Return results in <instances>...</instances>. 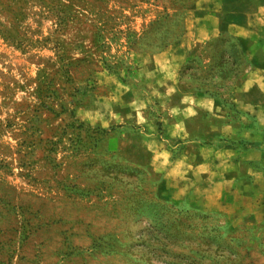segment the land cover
I'll return each mask as SVG.
<instances>
[{
    "label": "rangeland",
    "instance_id": "obj_1",
    "mask_svg": "<svg viewBox=\"0 0 264 264\" xmlns=\"http://www.w3.org/2000/svg\"><path fill=\"white\" fill-rule=\"evenodd\" d=\"M197 1L0 0V264H264V61L224 32L156 96Z\"/></svg>",
    "mask_w": 264,
    "mask_h": 264
},
{
    "label": "crops",
    "instance_id": "obj_2",
    "mask_svg": "<svg viewBox=\"0 0 264 264\" xmlns=\"http://www.w3.org/2000/svg\"><path fill=\"white\" fill-rule=\"evenodd\" d=\"M193 14L191 24L187 27L182 39L170 46L165 52L151 59L159 69L165 70L166 75L164 88L159 89L156 96L163 97L170 102L174 93L172 89L177 88L178 78L176 73L180 65L194 54L196 51L194 47L215 39L221 33L225 32L236 39L243 47L250 61H264V0H198L194 4ZM168 71L171 74H168ZM262 77L263 75L261 74H250L241 79L234 91L235 104L238 111H247L249 104L245 103V95L252 88H258L254 84L248 86V83H256L262 80ZM182 100L184 105L181 110L169 106V113L173 115L174 119L172 143L175 142L177 144H182L180 141L188 139L187 129L183 121L184 117L192 116L197 112H222L223 108L222 106H217L215 101L211 99L197 98L190 94L183 96ZM230 129L231 126H227L222 130L228 134L232 130ZM234 156L231 154L229 160L227 158L225 162L226 175L231 173L233 164H236L234 161L238 160V158V161L242 159L237 153ZM206 166L209 167L210 162L199 166L187 164L186 167L202 173L206 172ZM232 183V180L229 181V192L242 196L239 190H233Z\"/></svg>",
    "mask_w": 264,
    "mask_h": 264
}]
</instances>
